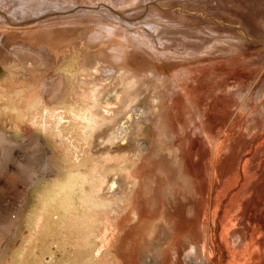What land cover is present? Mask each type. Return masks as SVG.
<instances>
[{"label": "rangeland", "instance_id": "374dc122", "mask_svg": "<svg viewBox=\"0 0 264 264\" xmlns=\"http://www.w3.org/2000/svg\"><path fill=\"white\" fill-rule=\"evenodd\" d=\"M46 1H48L49 4L55 3L57 6L68 5L70 7L65 10L55 9L52 12L49 11L46 13L48 15H50V13L63 12H69L67 15H71L76 14L81 10H88L85 8L93 9L103 15H107L110 9L116 12V16L112 15L110 18H113L117 22H120L121 18L131 19L134 23L147 21L149 16H151L150 13L153 12V9L155 8L163 11V13L165 12V15L171 11L180 13L182 11L181 14H190L196 19H202V21L207 24L209 23V25H212V27L216 30L221 28L220 30L224 29V32H228L229 30L235 31L238 33V35H236L238 38L247 39L250 44H253V46L257 48V50H250V52H258L259 55L264 57V29L261 26L264 25V21H262L264 19V12H262V10L264 11V0H207L209 3L204 2V0H180L178 2L176 0H143L139 2L140 4L137 3L131 7L120 5L118 2H115V0ZM52 8H54V6H52ZM135 10H137V12ZM32 11L34 12L36 9L34 8ZM134 11L136 12L135 15ZM0 12L5 14L9 19V15L1 8ZM42 15L43 14L36 15L27 21H34L35 18V20H37L39 19L38 17ZM48 19L52 18L48 17L42 21ZM23 22L25 23V21ZM254 22L259 23L260 26ZM144 29L148 32L147 27H144ZM203 29H205V27H203ZM205 30L207 31V35H210L209 32L211 31L207 29ZM149 33L155 37H162L160 35H154L152 32ZM182 33V36L179 34L175 36L181 40L175 39L174 41L171 40L168 42L169 40L166 41L162 39L164 40L163 42L166 41L167 43H171L173 41V43H171L172 45L169 44L170 47L167 46L168 49L173 50L178 47H180L178 49H183L184 46V48L186 47L185 50H188V48L192 47L191 43L193 41L198 42V44L201 43V36H199V38L191 32H187L185 35ZM151 35L150 38L152 39L153 37ZM212 35L214 36L213 33H211V37ZM198 38L200 41H198ZM81 41H75L74 44H77L74 46L73 43L66 42L54 48V50L56 49L55 51L58 52V58H60L57 61L60 63H57L59 67L58 74L56 76V78L59 77L58 82L60 86L56 87L57 90H55V92L53 89L48 91L45 97H40V99L36 100L34 104L38 106V108L41 104L45 107L44 109H47L48 111H62L65 108L66 120H69L70 122L68 121V125L66 124L64 127L66 126L70 128L71 131H74V134L76 133L82 136L84 134H88L94 139L99 138L97 145L93 144L92 146H88L85 143L80 142L79 144L82 145L81 148H83V150L81 149L82 151L80 150L77 152V148H72L70 145L68 146V142L65 143L66 140L68 141L69 135L67 133V135L63 134V132H65L64 127L58 126L57 119L49 118L46 120V123L48 124L47 130L41 127L44 122L43 118L46 117V114L42 109V111L38 109L39 115L37 116V123H33L34 120H32L29 116L26 118L23 116L20 117V115H18L19 117H15L14 112H12V115H5L0 111V263L5 258V252L7 249H10L11 247V249H13L16 247V245L20 242L23 233L25 234L26 232H29L32 227L33 217L36 216L35 214L42 212V209H45V207V210L49 211L48 213L46 212L47 214L45 213L46 216L48 215L46 218L48 220L47 223L49 224H46V227L48 226L49 228L47 227V230L44 229L46 233H42L40 238L31 243V249L25 251L23 254V260L25 261L22 260L23 263L21 262V264L30 263L29 257H31L32 250L36 247H41L37 241H41L42 243L45 242V247L43 246L44 251L42 252L43 261H51L50 254H46L48 253L47 250L49 248V244L46 242H49L50 244L52 242H56L53 236L54 233H52L55 229L61 230V235L64 237L63 234L68 231L71 212L74 211L72 209V205H70L72 204L73 194H80L77 196L80 201V196L83 192H85L81 197L86 198V194L90 193L91 200H94L93 203H96V207L93 208L94 220L90 229V239L93 249L91 250L92 264H164L162 262L163 260L154 249V246L157 245L156 242H154L156 244L153 247H148L145 251H143V247L139 251V245L137 246V244L141 242L140 240L142 238L144 239L147 235L152 234L150 236L155 239L161 234L162 229L165 230L162 228V217L164 216L162 215L164 214L162 212L163 206L161 207L157 204L158 202L154 199L155 195L153 196V191L154 194H156L160 190L158 188H162L163 177L158 174L154 175L155 177H151L147 165L148 163L143 159V154L140 149V144L147 143L145 134L148 132L156 113H158L161 109H164L165 106L167 107V102L159 96V94L164 92V90L159 88L160 86L158 85V88L154 87L150 90L148 89V91L142 92V94L144 93L143 96L141 94L139 96L137 95V97L135 92L138 89L137 87L142 82L140 81L139 83L136 77H131L124 69H122L123 71L120 70L119 73H115L116 76L114 79L115 74H108L103 71L105 67L111 66L106 65L110 63H104L103 61L99 62L98 60V63L96 64L95 61L97 60L92 53L93 51L98 50L92 48L90 50V46L87 45L86 40V44L83 42L84 40ZM155 43L158 44L159 42L155 41ZM201 45L202 43L200 46ZM13 49L14 47L12 50ZM24 49L26 50L27 48ZM4 51L5 50L0 52V82L2 83L6 78H11L15 83H19L21 79H25V72L28 70H26V66L24 67L20 62L15 59H11L12 57ZM30 52L37 55L36 57H40L37 52L33 50H30ZM251 56L257 55L253 54ZM255 62L256 63H253V65L244 68V70L248 69L253 75L251 76V84L249 85L250 87L248 88L247 93L253 90L254 98L245 99L244 97H241V99L237 98L236 100L217 98L215 104H212V106L208 109L209 121L207 122V125L204 123L205 127H207V129L210 128L209 131H211L213 138L223 137L227 134L229 138V151L213 152L214 144H212V141H208L202 131L194 127L195 125H191L185 130L191 141H197L195 151L191 153L192 155L190 154V161L193 163V166H196L195 168H197L196 170L200 176L199 179L203 194L204 192L207 193V190H209L208 186H210V191L211 189H213V191L215 190L213 192L214 203L211 210H209V216L215 217L214 220L216 227L212 232V237L215 242H213V245L218 248L214 247L212 244L211 247L208 245L209 247L207 246L208 249H206L205 259L200 255L197 257L188 256L190 247L187 246L186 249V245L184 247L180 246L182 254L179 251L180 253L177 256L176 261L173 262V260H171V258H173L172 253L171 258L169 259L168 257L167 259V264H176V262L177 264H264V123L260 126L251 128L249 131L246 130L245 127L249 120L248 114L253 108H257V99L260 98V93L263 94L262 92H264V77L259 76L261 74L263 75L264 61L259 62L258 58H256ZM84 64L87 65L85 66ZM133 64L136 65V63ZM165 64L167 65V63ZM244 70L243 72H249L248 70ZM10 75L13 76L11 77ZM117 76L120 78L118 79ZM255 82H258V84ZM232 84L235 85V83ZM255 84L258 85V87ZM32 86L33 85H31V87ZM66 86L68 87V91L63 93L62 91L66 88ZM162 86L164 88V85ZM255 86L256 89H254ZM133 92L135 94H133ZM67 93L70 96L66 95ZM255 93L259 94L255 95ZM128 96L129 98L132 96V99L135 96L136 97L132 102V99H129ZM143 97L146 101H144ZM71 98L74 99V101L70 100ZM141 98L144 102L141 101ZM67 99L69 101H67ZM74 103L78 105L76 106ZM74 109H76V111L81 110L82 112H78L81 114L84 112L85 114L83 113L82 116L85 118L83 117V119H81L76 116L74 111H72ZM87 116L92 119L91 123L87 120ZM202 121L203 120H201V122ZM60 128L64 131L61 130V132H59ZM107 134H112L113 137H115L111 140V143H107L105 140H102V138L106 137ZM123 144L128 146L131 150H121L123 148ZM65 146L73 151V156L70 155V158L72 157L73 159L71 158L68 160L66 157L67 152L65 151ZM131 147H134L135 149ZM164 148L159 147L156 149L157 154L155 159L168 156L170 157V160H176L173 147L171 148L170 145H167ZM84 152H86V154ZM215 153H217L218 160L217 176L212 175L213 171L211 169V162L214 159ZM76 155L79 156L83 163L78 162L77 159L74 158H77ZM72 164H75V167ZM90 164L91 166H89ZM67 165L68 167H66ZM102 165H106L104 169H101ZM87 167H92V170H89ZM69 172L76 174L80 172L83 174L89 173L87 177L88 179L90 178L89 182L91 185L89 186L88 180H86L82 175V179L79 178V180H75L74 186L66 187L68 190L62 191V188L57 187L55 182L60 180L61 177H64L61 176L62 174L66 176ZM245 174L246 176L244 177ZM97 177H104L106 182L102 185V188H94V192H90L93 181L99 182L100 180V178L98 179ZM227 177L230 179L228 180ZM238 177H241L243 180H239L240 178ZM246 178L249 179L247 182L248 190L251 192L253 189L252 192L257 198L254 199L253 194L252 198L254 199V202L255 200L258 202H255L256 206L252 213L254 219L252 224V234L254 236L253 239H251L252 244L251 242L246 241L243 233V230L245 229L244 225H242L244 224L243 218L239 221L234 218V220L229 224L226 220H224V223L222 222L225 205L228 203L233 193L240 191V185L245 184ZM110 180L113 182L114 186L111 187V191L108 193V190L106 189L109 188ZM113 180H115V182ZM43 189L44 191H46V189L47 191L50 190V192L48 191L49 196L48 199H44L45 203L44 201L39 203L37 195L38 192ZM95 189L99 192L95 193ZM64 192L65 195L63 194ZM71 192L73 196L70 194ZM206 193L204 195H206ZM66 194L68 196H66ZM242 196L243 195L240 194L238 197L242 200ZM49 199H51L50 201L52 203ZM33 200L35 202H33ZM48 201L52 204V206L55 205L53 206L54 208L48 203ZM98 201H101L100 204L105 202L104 204L107 207H105V211L107 210V214L109 212L107 220L112 221V223L109 222L107 224L106 233L103 225L106 217H104L100 208L97 207L99 206V204H97L99 203ZM33 204L36 205L34 206ZM39 204L40 207L37 206ZM70 206L72 210H70ZM215 206L219 208L217 212L214 210ZM257 206H259V208ZM34 208L37 209H35V211H39L40 209L41 211L36 213L32 211ZM31 211L34 214L30 213ZM201 214H203L202 209L200 211V219L202 217ZM64 216L65 220H63ZM25 218H27V220ZM48 218L50 220L55 219L56 221H50ZM59 218L61 219L59 220ZM52 222H55V224L57 223L58 227H56ZM221 223H223L224 226H222L223 224L221 225ZM110 224L112 225L110 226ZM26 226H28V229ZM49 231L50 234L52 233L51 236ZM48 237H50V239ZM46 238H48V241ZM168 238L169 237L165 238V240H168ZM247 244H250L249 248ZM2 247L3 249L5 248L4 254H2ZM176 248L179 250L178 246L174 249L176 250ZM184 248L186 249V252ZM50 250H53V248ZM209 250H212V254ZM236 255H238V257ZM61 259L63 260V258L58 256L57 259H52V262L55 264L57 260V264H61L62 262V264H65L64 260L62 261ZM203 259H205V261ZM231 259L234 260V262Z\"/></svg>", "mask_w": 264, "mask_h": 264}, {"label": "bare ground", "instance_id": "6f19581e", "mask_svg": "<svg viewBox=\"0 0 264 264\" xmlns=\"http://www.w3.org/2000/svg\"><path fill=\"white\" fill-rule=\"evenodd\" d=\"M140 1L143 0H115V2H118L120 5H126L129 7H131L134 4L136 5ZM176 1L178 2L180 0H176ZM204 2L209 3L207 2V0L206 1L204 0ZM50 5L54 6V8H52V6ZM0 8L9 15V19H10L9 20L5 14L0 12V52H3V50H5L6 52L5 51L4 52L10 55L12 57L11 59H15L16 61L20 62L21 65H23L24 67L26 66L27 68L26 70H28L27 72H25L26 75L25 79H21L19 83H15L11 78L9 79L6 78L5 80H3L2 83L0 82L1 113L5 115H12L13 114L12 112H14L15 117L20 115V117L23 116L24 118L29 116L32 118V120H34L33 123L35 122L37 123L38 122L37 116L39 115L38 112L39 110L40 111L43 110L44 113L46 114V117L43 118L44 122L41 125V127L44 128L45 130H47L48 128V124L46 123V120H48L49 118L57 119L58 126L60 127L62 126L64 127V125L69 123L70 121L66 120L65 117L66 115L65 108L62 111L60 110L48 111L47 109H44L45 107H43L41 104L38 108V106H36L34 103L36 102V100L40 99V97L43 96L45 97V95L51 89H53V91L55 92V90H57L56 87L60 86L58 82L59 77L56 78L59 67L57 63H60L57 61L60 58H58L59 57L57 56L58 52H56L55 51L56 49L54 50V48L66 42L73 43L74 46L75 44H77V43L74 44V42L77 40L80 41L84 40L83 41L84 43L86 40L87 45L90 46V50L91 48L98 50V51L92 50L93 51L92 54L93 56H95L97 60L95 61L96 64L98 63V60L99 62L103 61L104 63H110V64H106V65H111L110 67H105L103 69V71H105L106 73L115 74V73H119L120 70L124 69L126 70V73H128L131 77L132 76L133 78L136 77L139 83L141 81L142 83L137 87L138 88L137 91L135 90L136 96L137 95L139 96L142 94V92L148 91V89L150 90L154 87H157L158 85L160 86L159 88H162L164 90V92L160 93L159 96L164 101L167 102V107L165 106L164 109L160 108L161 110L158 113H156V116L148 132L145 134L147 143L140 144L141 145L140 149L143 154V159L145 160V162L148 163L147 165L151 177L156 174L161 175L163 177L162 180L164 185L162 184L161 186L162 188H158L160 189L158 193L154 194L153 191V196L155 195L154 199H156V201L158 202L156 203L159 204L161 207L163 206L162 212L164 214L161 213L162 215H164L162 217L163 218L162 228H164L165 230L162 229L161 234L158 235V237L155 236L156 237L155 239L150 236L152 234L147 235L144 239L142 238L140 240L141 242L139 241L140 243L137 244V246L138 245L140 246V247L138 246L139 251L141 250L142 247H143V251H145L148 247L151 246L153 247L157 243V245L154 246L155 247L154 249L157 251L156 253H158V255L161 257V259L163 260L162 262L164 264L165 263L167 264L168 261L167 259L168 257L169 259L171 258L172 253H173L172 256L173 258H171V260L175 262L178 254L181 252L180 246L184 247L185 245H186V249L187 246L190 247V252L188 256L197 257L200 255L202 258L206 259L205 257L206 249H208L207 248L208 245H210V247L211 244L213 245L214 241L212 237L213 235L212 232L216 227L214 220L215 217L209 216V210H211V207L213 206L214 203L213 192L215 190L213 191V189H211L210 191V186H208L209 190H207V193L204 192V194L206 193V195L203 194V190L201 188V182L199 179L200 176L196 170L197 168H195L196 166H193V163H191L190 161V157L192 155L191 153L195 151L197 147V141H195L194 139H193L194 141H191L188 135L186 134L185 130L188 129L191 125L193 126L195 125L194 127L200 129L203 135L205 136V138L208 139V141H212V144H214L213 152L228 150L229 147L228 135L226 134L223 137H217L218 136V132H217V136H215L217 138H213L211 131H209L210 128L208 127L209 129H207V127H205V124L207 125L208 124L207 122L209 121L208 109L210 106H212V104L213 105L215 104L217 98H221L225 100H229V99L236 100L237 98L241 99V97H244L245 99L254 98L253 90L250 89L251 91L247 93L248 88L250 87L249 85L251 84L250 79H252L251 76L253 75L248 69L246 70H248L249 72L244 70V68L253 65V63H256L255 62L256 58H258L259 62L264 61V57L262 55H259L258 52L255 51L250 52V50H257V48L254 47L253 44H250L247 39L238 38L236 36L238 35V33H236L235 31L229 30L228 32L227 31L224 32V29L220 30L221 28L220 29L218 28V30H216L214 29V27H212V25H209V23L207 24L206 22L202 21V19L201 20L196 19L190 14L187 15L181 14L182 11L181 13L172 12V11L170 13L166 12L167 15H165L164 14L165 12L163 13V11L157 10L155 8L153 9L154 11L150 13L151 16H149L147 21L134 23L133 20L131 19H124L120 17L121 21L117 22L113 18H110V16L112 15L116 16V12L110 10L109 8H108L109 12L107 13V15H103L100 12H96L93 9H89L85 7L84 8L88 10H81L76 14L67 15L69 12H63V13H52V14L50 13V15H48L46 13H48L49 11L52 12L55 9L65 10L66 8L69 9L70 7L68 5L57 6L55 5V3L49 4V2L46 0H0ZM34 8L36 9V11L33 12L32 10ZM135 11L137 12V10ZM136 12L134 13V15L136 14ZM262 12L264 11L262 10ZM41 14L43 15L38 17L39 19L35 20L36 19L35 18L34 21H27L28 19ZM48 17H51L52 19L42 21L43 19H46ZM23 21H25V23ZM262 21H264V19ZM254 23L260 26L259 23L257 22ZM261 26L264 29L263 27L264 25ZM144 27H147L148 32L147 30L144 29ZM203 27L211 31L209 32L210 35H207V31L203 29ZM149 32H152L154 35L155 34L160 35L162 37L161 38L157 36L155 37L151 35ZM187 32H191L197 37L201 36L202 45L200 46L201 43L198 44V42L193 41L191 43L192 47L188 48V50L187 49L185 50L186 47L184 48V46L183 49L181 48L182 50L178 49L180 47L174 48L173 50L168 49L167 46L173 43L175 39L181 40L175 37L177 34L181 35L182 33L185 35L187 34ZM211 33H213L214 36L212 35L211 37ZM150 35L153 37L152 39L150 38ZM162 39L166 41L169 40L168 42H170L171 40L173 41L171 43H167L166 41L163 42L164 40ZM154 40L158 41L159 43L156 44ZM198 41H200V39ZM164 44H168V45H164ZM13 47L14 49L12 50ZM24 48L27 49L25 50ZM30 50L37 52L40 55V57H36L37 55H34L32 52H30ZM253 54H256L257 56H251ZM133 63H136V65H134ZM165 63H167V65ZM243 70L246 72H243ZM10 76L12 77L13 75ZM115 76L116 74L114 75V79ZM259 76L264 77V70H263V75L261 74ZM117 78L119 79L120 77L117 76ZM232 83H235V85ZM256 84H258V82ZM31 85L33 86L31 87ZM162 85H164V88ZM256 86L258 87V85ZM256 86L254 89H256ZM67 91H68V87L66 86V88L62 92L65 93ZM135 93L133 92V94ZM262 93L263 94L260 93L259 95L260 98L257 99V104H258L257 108L255 109L253 108L250 111V113L247 111L249 113L248 118L250 121L248 120L245 127L246 130L248 131L251 128L260 126L261 124L264 123V96H263L264 92ZM257 94L255 93V95ZM21 95L24 98H22ZM66 95L69 94L67 93ZM146 96L144 97L147 98ZM144 97L143 99L144 101H146ZM68 99L67 101H69ZM129 99H132V96ZM70 100L74 101V99L72 98ZM74 104L76 105V103ZM72 111H74V114H76V116L83 119L84 116L82 115L84 112L82 114L78 113L81 110L76 111V109ZM88 116H87V120L91 123L92 119L89 118ZM201 120H203L202 121L203 124ZM61 130L62 129L60 128L59 132H61ZM64 130L65 132H63V134L69 135L68 141L66 140L65 143L68 142L69 143V144L67 143L68 146L70 145L72 148L74 147L77 148L76 149L77 152H79L81 149L83 150V148H81L82 145L79 144L80 142H83L88 146L89 145L92 146L93 144L95 145L98 144L99 138L94 139L91 135L88 134L87 135L84 134L83 136L76 133L74 134V131H71L70 128L66 126L64 127ZM111 135L107 134L106 137L102 138V140H105V142L107 143H111V140L115 138L113 137V135L112 136ZM167 145H170L171 148L173 147L176 160L174 161L170 160V157L168 156L155 159L157 154L156 149L159 147L164 148ZM64 148L65 151L67 152L66 157L68 158V160H70L72 158V157L70 158V155H72L73 151L68 149L66 146ZM121 150L130 151L131 149L123 144V148ZM84 153L86 154V152ZM74 158L77 159L78 162H82L79 156H77V158L76 157ZM217 161H218L217 153H215L214 159L211 162V169L213 171L212 175H216L217 173L218 170ZM72 165L74 166L75 164ZM89 166H91V164ZM105 166L106 165H102L101 169H104ZM66 167H68V165ZM88 169L92 170V167H89ZM82 175L89 182L90 178L88 179L87 177L89 173L83 174L82 172H80L76 174L73 172H69L66 176L62 174L61 176L64 177L63 178L59 177L60 180L55 182V184L57 185V187L62 188V191H65L68 190V188L66 189V187H72L75 185V180H79V178L82 179ZM245 176L246 174L244 175V177ZM238 178H240L239 180H243L241 179V177ZM229 179L230 178H228V180ZM248 180L249 179L246 178L245 184L240 185L241 187L240 191L233 193L231 195L228 203L225 205V210H223L222 222L224 223V220H226L227 223L229 224L234 220V218H236L237 221L243 218L244 224L242 225H244L245 228L243 230V233L245 235L246 241L251 242L252 241L251 239H253L254 237L252 234L253 233L252 224L254 221L252 213L256 206L255 202H257L256 200L254 202V199L257 197L254 196L252 192L253 189L251 190L252 193L249 192L247 185ZM113 181L115 182V180ZM105 182L106 181L104 180V177L100 178L99 182L93 181V185L90 192L91 191L94 192L93 190L94 188H98V189L100 187L102 188L103 187L102 185L105 184ZM109 184H110L109 188L106 189L108 190V193L111 191V187L114 186L111 180ZM90 185L91 184L89 182V186ZM95 190H96L95 193L99 192L97 189ZM48 191L50 192V190ZM48 191L47 189L46 191H44L43 189L42 191L38 192L37 200H39V203L41 201H44V199L46 198L48 199L49 196ZM84 193L85 192H83V194ZM63 194L65 195V192ZM70 194L72 195V192ZM83 194L81 196H83ZM89 194L90 193L86 195L88 196ZM240 194L243 195L242 200L238 197ZM252 194L254 197L252 196ZM73 195H72L73 196L72 204L70 205H72V209L74 211L73 212L70 211L71 215L67 213L68 215L71 216L70 222L68 224L69 226L68 231L65 234H63L64 237H62L61 235L62 232H60L61 230L55 229L54 232L52 233H54L53 236L56 242H52L53 240L51 241L52 242L51 244L49 242H46L49 244V248L47 250L48 253L46 254L48 255L50 254L51 261H47V262L43 261L44 259L42 257V252L44 251L43 249L45 247L44 246L45 242L43 241L44 243H42L41 241L40 242L37 241L39 246L41 247H36L32 250L31 257H29L30 259L29 262L31 264H53L52 261L54 260V258L57 259L58 256L60 258H63L65 264H92L91 250L93 249L91 245L92 242L90 239V233H91L90 229L94 220L93 208L96 207L95 206L96 203H93L94 200H91V194L88 197L86 196V198L80 196V201L78 200L77 197L80 194L75 193ZM66 196L68 195L66 194ZM50 200L51 199H49V201ZM33 202L35 201L33 200ZM100 202L97 203L99 204V206L97 207L100 208L104 217H106L105 222L103 224L105 229L104 231L106 233L107 224L109 222L112 223V221L107 220L109 212L107 214L106 213L107 210L105 211V207H106V205L104 204L105 202L101 204ZM50 205L52 206V204ZM37 206L40 207V204ZM216 206L214 208L215 212H217L219 209ZM257 207L259 208V206ZM35 209L36 208H34V210L32 211L36 213L41 211V209L40 210L38 209L39 211H35ZM45 209H42V212L35 214L36 216L34 217L32 216L33 223L31 229L29 228L30 229L29 232L25 231L26 233L25 234L23 233V236L20 242L16 245V247H14L13 249H11L12 248L11 247L9 250H7V254L5 255V258L3 259V261H1L0 264H21L23 260V254L25 253V251L31 249L30 246L31 243L37 240L38 238H40L42 233H46L45 230H47L48 227V226L46 227V224L49 225L47 223L48 220L46 218L48 215L46 216V214L49 211H46ZM72 209L70 206V210ZM201 209L203 210V214H201L202 217L200 219ZM32 211L30 213H33ZM25 219L27 220V218ZM60 219L61 218H59V220ZM63 220H65V216ZM57 221H58V217H57ZM52 223L55 224V222ZM223 223H221V225ZM111 225L112 224H110V226ZM28 226H26V228ZM55 226L58 227L57 223L55 224ZM222 226H224V224ZM52 233L50 234L49 231L50 236L52 235ZM167 237H169L168 240H165V238ZM48 238L50 239V237ZM48 238H46V240ZM176 246H178L179 250L177 248L176 250L174 249ZM249 246L250 244L248 245V248ZM214 247L218 248L217 246ZM52 248L53 250H50ZM248 248L246 247L247 250ZM4 249L2 253H4ZM236 256L238 257V255ZM205 259L203 260L205 261ZM232 261L234 262V260ZM55 264H57V260Z\"/></svg>", "mask_w": 264, "mask_h": 264}, {"label": "crops", "instance_id": "0c3cea01", "mask_svg": "<svg viewBox=\"0 0 264 264\" xmlns=\"http://www.w3.org/2000/svg\"><path fill=\"white\" fill-rule=\"evenodd\" d=\"M7 250H9V249H7ZM4 252H5V249H4ZM2 254H4V253H2ZM7 254V251L5 252V255Z\"/></svg>", "mask_w": 264, "mask_h": 264}]
</instances>
